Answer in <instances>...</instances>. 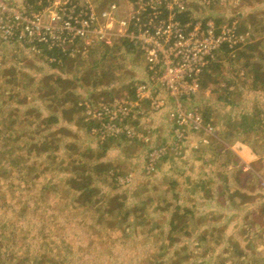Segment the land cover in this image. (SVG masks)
<instances>
[{"label": "rangeland", "instance_id": "374dc122", "mask_svg": "<svg viewBox=\"0 0 264 264\" xmlns=\"http://www.w3.org/2000/svg\"><path fill=\"white\" fill-rule=\"evenodd\" d=\"M11 1L36 8L50 0ZM110 1L72 4L99 10ZM195 16L237 21L249 43L218 53L215 71L202 74L208 83L180 103L213 127L210 136L185 130L182 141L173 102L160 110L133 102L146 79L134 47L77 42L60 55L34 43L0 45V264H258L242 224L264 207V0ZM249 46L253 57L237 59ZM117 100L136 106L126 120L135 139L112 138L105 118L92 121L93 106Z\"/></svg>", "mask_w": 264, "mask_h": 264}, {"label": "built area", "instance_id": "2783aa9c", "mask_svg": "<svg viewBox=\"0 0 264 264\" xmlns=\"http://www.w3.org/2000/svg\"><path fill=\"white\" fill-rule=\"evenodd\" d=\"M233 1L111 0L97 10L90 3L75 7L72 0H50L36 8L0 0V45L14 41L34 43L68 54L77 42L85 46L128 42L142 57L146 72V79L134 86L133 102L144 100L152 109L160 110L172 101L175 107L170 119L179 141L188 129L210 136L213 127L201 112L182 108L180 103L200 92L202 74L218 53L244 47L249 35L239 31L237 21L217 25L214 19H200L195 14L199 8L225 6ZM65 44L70 47L63 48ZM157 90L163 94L162 99L155 95ZM135 107L129 101L117 100L93 106L90 114L99 116H92L94 122L106 119L111 128L103 127L112 138L135 139L134 128L126 122ZM85 113L89 114L84 112V116ZM160 154L157 150L150 156Z\"/></svg>", "mask_w": 264, "mask_h": 264}, {"label": "crops", "instance_id": "0c3cea01", "mask_svg": "<svg viewBox=\"0 0 264 264\" xmlns=\"http://www.w3.org/2000/svg\"><path fill=\"white\" fill-rule=\"evenodd\" d=\"M169 125L171 126L170 122ZM164 126H165V122H164ZM160 128H161L160 130H162L163 126H161ZM163 133L164 132H161L159 134H163ZM214 147L216 148V151L210 153V159L208 161H205L208 165H211L212 160L216 159L217 157L218 147L217 146ZM243 221L244 222L242 226L244 228L245 235L247 237L245 244H247V246H249L251 249L255 248L258 264H264V207L261 209L259 208V209H253L252 211H247V213H245L244 215ZM221 228H223L225 232L228 233L232 231L234 232L233 228L228 224H224V226H222ZM246 231H250L251 233H254L255 238H252L251 235L249 237Z\"/></svg>", "mask_w": 264, "mask_h": 264}, {"label": "trees", "instance_id": "16d2710c", "mask_svg": "<svg viewBox=\"0 0 264 264\" xmlns=\"http://www.w3.org/2000/svg\"><path fill=\"white\" fill-rule=\"evenodd\" d=\"M119 44H122V45H116V44L113 45V47L115 46L114 49H118L120 46H122V48H124L129 53H130V51L133 50V46L131 44H129L128 42H120ZM110 50H112V49H110V47H107V51L109 52ZM60 55H62V54H60ZM252 57H253V50L251 49V46L247 47L245 51L241 52V54H237V59H244V60H246V62H248ZM56 58H57V56H56ZM260 59L264 63V57H261ZM208 70L215 71V69L212 67L211 64L208 66L206 71H208ZM252 74H253L254 80H257L258 78L260 79V76H259L260 70H259V68L255 67L254 65H252ZM263 81H264V79H263ZM207 83L208 82L201 83V85L207 84ZM83 188H86V187H79L78 189H83ZM87 193L89 194L90 192H87Z\"/></svg>", "mask_w": 264, "mask_h": 264}]
</instances>
